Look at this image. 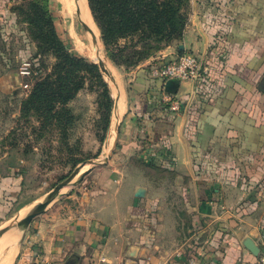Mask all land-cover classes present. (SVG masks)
I'll return each instance as SVG.
<instances>
[{
	"label": "crops",
	"instance_id": "1",
	"mask_svg": "<svg viewBox=\"0 0 264 264\" xmlns=\"http://www.w3.org/2000/svg\"><path fill=\"white\" fill-rule=\"evenodd\" d=\"M189 4L178 52L171 46L163 57L201 54L221 94L197 102L198 113L196 105L164 110V94L181 98L192 83L169 90L144 64L133 72L128 109L112 68L120 114L112 123L124 119L108 167L35 220L18 257L23 235L9 239L0 264H253L264 255V0ZM13 80L0 77V94ZM137 168L144 172L134 178ZM12 171L0 172V197L18 196Z\"/></svg>",
	"mask_w": 264,
	"mask_h": 264
},
{
	"label": "rangeland",
	"instance_id": "2",
	"mask_svg": "<svg viewBox=\"0 0 264 264\" xmlns=\"http://www.w3.org/2000/svg\"><path fill=\"white\" fill-rule=\"evenodd\" d=\"M75 1H52L51 8L58 33L61 39L77 55H81L96 64L98 59L101 58L104 62H107L105 64L110 67L111 71L112 68L115 70L116 77L119 79L127 98L126 108L128 106L129 109L131 104L128 103L129 97L131 98V86L134 79L133 72L144 64H149V68L151 66L154 68L160 62L168 61L169 59L166 56L163 57L166 54L164 50L173 46L175 52H178V42L163 46L155 56L141 63L138 67L130 69L117 68L108 58V53L102 42L101 33L95 23L88 0L86 1L89 11L100 34V42L97 43L95 50L90 40L91 36L84 30L78 18ZM22 3L21 0H0V77L11 76V79L14 78L8 88V93L0 94V157H4L0 161V172L4 177L10 178L9 173L13 170L12 177L19 181V189H15L14 192L18 193V196L1 195L0 197V228H5L14 220H21L27 216L34 205L44 202L50 192L74 174L82 164L87 163L76 180L92 168L91 162H103L105 155L113 150L117 140L115 153L119 146L121 132L120 127L119 134L114 133V129H117L118 125H116L117 127L114 126V120L112 123L113 114L108 131L103 130L102 115L98 107V95L90 91L88 86L69 105L75 122L69 134H67V138L58 129H40L36 117H24L21 114V104L32 88L30 87L29 91H25L22 85L25 82L31 83L32 80L31 75H21L20 71L24 64L28 62L32 64L39 62V60H34L37 52L36 44L30 38L27 25L23 22L18 10L15 9ZM98 53L100 57L96 56ZM196 55L200 56L201 54ZM200 58L202 57L200 56ZM104 79L107 83L109 81L110 85L112 84V79L107 81L106 76H104ZM14 81H17V83ZM175 81L168 80V89L169 85ZM221 92L222 90H212L208 92L204 100H212L216 98L213 97L214 95L221 94ZM110 93L112 100H114L112 91ZM195 109L198 110L197 113L201 111L198 105ZM123 119L124 115L121 118V124ZM112 132L114 134L113 143L109 144ZM12 163L15 164V167H11ZM109 163L99 165L85 178L83 183L65 189L47 210L68 200V196L77 193L81 188L90 186L97 179V176L106 170ZM143 172V169L137 168L131 170L130 174L132 177L138 178L142 177ZM128 173L127 171L126 174ZM10 188L13 189L14 187ZM33 226L32 223L24 229L14 227L2 236L5 238L0 242V248L6 246L5 243L9 239H16L17 236L19 242L23 235L16 255L18 257L33 230ZM15 229L16 231H14ZM3 252L4 250L1 249L0 263L2 262Z\"/></svg>",
	"mask_w": 264,
	"mask_h": 264
},
{
	"label": "trees",
	"instance_id": "3",
	"mask_svg": "<svg viewBox=\"0 0 264 264\" xmlns=\"http://www.w3.org/2000/svg\"><path fill=\"white\" fill-rule=\"evenodd\" d=\"M21 1L15 9L36 44L34 60H39L30 62L32 82L25 84L32 88L21 104V114L36 117L40 129L55 128L67 138L75 122L69 105L88 86L98 95L103 130L108 131L113 100L100 67L77 55L61 39L52 13L53 0ZM189 1L88 0L109 60L117 68L126 69L138 67L163 46L183 40ZM210 80L216 82L211 71ZM161 107L171 110L165 103Z\"/></svg>",
	"mask_w": 264,
	"mask_h": 264
},
{
	"label": "built area",
	"instance_id": "4",
	"mask_svg": "<svg viewBox=\"0 0 264 264\" xmlns=\"http://www.w3.org/2000/svg\"><path fill=\"white\" fill-rule=\"evenodd\" d=\"M31 64H24L21 75H30ZM210 67L194 53H184L166 62H160L152 68L150 74L153 79L161 80L164 83L168 80L192 83L190 94L181 98L169 94L163 95V102L169 105L171 111L179 113L185 110H192L197 102L203 100L208 92L213 90V83L210 80ZM25 91H29L30 85L23 84ZM253 264H264V255L260 256Z\"/></svg>",
	"mask_w": 264,
	"mask_h": 264
},
{
	"label": "water",
	"instance_id": "5",
	"mask_svg": "<svg viewBox=\"0 0 264 264\" xmlns=\"http://www.w3.org/2000/svg\"><path fill=\"white\" fill-rule=\"evenodd\" d=\"M79 1L80 0H76L77 4H78V10H77V15H78V18L84 28V30L92 35V38L90 37V40H91V43L94 47V50L97 46V40H96V37H94V34L92 32V29L90 28V26L82 19V10L79 6ZM180 49H183V46H180ZM97 57H100L99 53L98 55H96ZM97 65L100 67L101 69V72L104 76H110V71L108 70L105 62L103 59L99 58L98 59V62H97ZM108 81V80H107ZM108 85L112 91V88L110 86V83L108 81ZM113 94V93H112ZM116 111V114H117V119H119V111H118V104L114 98L113 100V114L114 112ZM113 117V116H112ZM122 118V117H121ZM121 118L119 120V123H118V127L116 129V134L118 135L119 134V129L121 127ZM115 134V135H116ZM116 144H117V140L115 141V144H114V147H113V150L105 155V160L103 162H91L90 164L92 165V168H90L85 174H82L79 179L77 180V182L74 184V186L76 185H79L81 183L84 182L85 178L91 174L99 165H107L109 163V161L112 159V156L114 154V150L116 148ZM87 165V163H84L82 164L75 172L74 174H72L68 179H66L65 181L61 182L60 184H58L52 192H50V194L47 196L46 200L42 203H40L37 208L30 214H28L27 216H25L24 218H22L21 220L20 219H16L14 220L9 226L5 227V228H0V237H2L3 235H5L6 233H8L10 230H12L14 227L16 228H21V229H24V228H28L32 223L33 221L43 215L47 208L52 204V202L55 201L56 198H58L61 194H62V191L69 187L70 184L73 182L74 179L77 178V176L80 174V172L82 171V169ZM146 195V192L144 189H140L138 190L137 192V197L139 198H143L145 197ZM244 246L256 257H258L260 255V248L255 244V242L251 239V238H248L245 240L244 242Z\"/></svg>",
	"mask_w": 264,
	"mask_h": 264
},
{
	"label": "bare ground",
	"instance_id": "6",
	"mask_svg": "<svg viewBox=\"0 0 264 264\" xmlns=\"http://www.w3.org/2000/svg\"><path fill=\"white\" fill-rule=\"evenodd\" d=\"M75 5H76V10H78V4H77V2L75 1ZM79 6H80V8H81V10H82V19L90 26V28L92 29V32H93V34H94V37H96V40H97V42L96 43H98V42H100V34H99V31H98V29H97V27H96V25L94 24V21H93V18H92V15H91V13H90V11H89V7H88V5H87V1L86 0H80L79 1ZM90 35V34H89ZM91 36V38H92V35H90ZM105 63H107V62H105ZM108 68V70L110 71V76H106V78H107V80H110V79H112L113 80V76H112V71H111V69H110V67H107ZM114 81V80H113ZM114 83H115V81H114ZM114 85V84H113ZM116 85H118L117 83H116ZM116 85H114V86H116ZM111 86V85H110ZM118 87H119V85H118ZM117 87V88H118ZM112 88V87H111ZM116 88V89H117ZM117 91H118V89H117ZM119 91H120V89H119ZM118 91V92H119ZM112 93H113V96H114V98H115V100H116V97H115V90L113 91L112 90ZM120 93V92H119ZM119 93H118V95H119ZM116 115V114H115ZM115 117V116H114ZM117 125V121L116 120H114V126H116ZM114 132H115V129H114ZM113 133V132H112ZM112 143V136L110 137V141H109V144H111ZM72 185V184H71ZM67 188H70V186L69 187H67ZM67 188H65V189H67ZM64 189V190H65ZM64 190L62 191V192H64ZM14 231H16V229L14 230ZM10 249V248H9ZM13 255V254H12Z\"/></svg>",
	"mask_w": 264,
	"mask_h": 264
}]
</instances>
